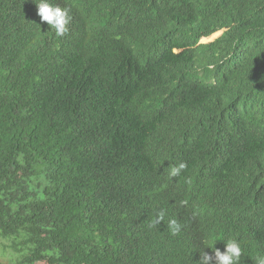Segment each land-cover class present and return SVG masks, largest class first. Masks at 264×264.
I'll return each instance as SVG.
<instances>
[{
  "label": "trees",
  "instance_id": "16d2710c",
  "mask_svg": "<svg viewBox=\"0 0 264 264\" xmlns=\"http://www.w3.org/2000/svg\"><path fill=\"white\" fill-rule=\"evenodd\" d=\"M49 2L70 9L63 37L34 0H0V239L18 253L8 264H198L212 238L221 251L237 240L240 264H256L264 0ZM175 29L180 47L221 34L168 56Z\"/></svg>",
  "mask_w": 264,
  "mask_h": 264
},
{
  "label": "clouds",
  "instance_id": "9594fccd",
  "mask_svg": "<svg viewBox=\"0 0 264 264\" xmlns=\"http://www.w3.org/2000/svg\"><path fill=\"white\" fill-rule=\"evenodd\" d=\"M64 1L71 3L70 0H64ZM34 3L36 4L37 15L39 16L41 22H46L52 29H54L55 35L58 37H63L64 35L67 34L68 25L71 22L69 8H62L59 5H54L50 3L49 0H34ZM173 32H177L176 44L174 46L173 44H170L166 40L167 36H165L163 40L164 48L167 51H170L168 56L183 52L185 54H192L191 51L194 48L198 46H204L206 43L212 42L215 38H217L221 34V32H218L212 34L210 37L202 36L197 40L195 44H193L192 41H189L187 45L180 47L184 44V40L181 38V35L177 29H175ZM123 35H124V27H121L118 30V37L121 38ZM144 40L148 45L152 41L150 37H145ZM141 63L142 61L132 62L128 64V67H132V71L135 72L133 68H137L138 66L141 65ZM142 74L143 73H138L137 75H134L130 80H128L125 83V87L132 89V87L135 86V84L137 83V81L139 80ZM168 108H169L168 111H165L161 114L169 117L170 112L174 109V107L171 105V107ZM149 124L150 121L146 122L144 125L147 128ZM148 134L151 135L149 132ZM186 167L187 165L184 162H179L177 164L169 165L168 166L169 178L178 177ZM164 217H165V211L163 209L157 211L155 218L149 223L148 227L155 228L157 225L161 224L164 221ZM167 228L171 235L176 236L180 234L182 225L176 218H172L168 220ZM214 242H215V238H212L209 245L205 246L211 248L212 252L211 254H209L208 252H202L201 259L198 262V264H240L242 257V247L237 240L230 239L225 241V247L223 251L213 248ZM256 264H264V256L257 257Z\"/></svg>",
  "mask_w": 264,
  "mask_h": 264
},
{
  "label": "rangeland",
  "instance_id": "374dc122",
  "mask_svg": "<svg viewBox=\"0 0 264 264\" xmlns=\"http://www.w3.org/2000/svg\"><path fill=\"white\" fill-rule=\"evenodd\" d=\"M11 240L0 239V263L8 264L18 257V253L11 248Z\"/></svg>",
  "mask_w": 264,
  "mask_h": 264
}]
</instances>
